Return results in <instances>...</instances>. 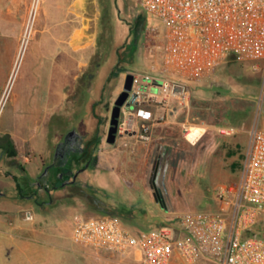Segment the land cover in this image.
Listing matches in <instances>:
<instances>
[{
  "label": "rangeland",
  "instance_id": "rangeland-1",
  "mask_svg": "<svg viewBox=\"0 0 264 264\" xmlns=\"http://www.w3.org/2000/svg\"><path fill=\"white\" fill-rule=\"evenodd\" d=\"M73 1L67 0V6ZM99 2L98 35L92 43L95 54L90 67L84 70L81 100L68 101V115L55 120L56 124L61 120L67 129L76 127L79 132L94 137L96 152L89 169L79 174L74 185L41 198L46 201L43 205L37 192L33 195L45 210H41V215L46 238L66 248L57 249L58 254L68 258L75 254L74 250L81 249L84 257L88 255L82 264H139L134 254H104L75 244L73 216L78 213L88 217L115 216L138 233L168 226L179 228L181 216L187 213H218L216 189L241 180L249 148V131L253 126L264 130V74L256 70L252 62L231 56L210 79L191 84L189 103L180 108L177 117L168 114L165 121L159 122L146 145L130 146L128 140L110 145L106 139L114 100L109 97L112 90L101 96L100 85L95 81L97 66L102 63V76L116 60L120 61L115 74L119 80L129 71L161 70L165 25L144 10L143 0ZM50 3V0H35L27 13H9L10 1H0V22H7L22 32L17 44L12 40L11 53H0V88L8 81L0 100V138L6 132L29 129L33 121L34 124L42 121L40 116L54 109L57 103L53 97L48 99L47 89L53 91L68 84L77 71L80 49L66 46L65 52L62 51V38L53 35L54 20L48 26L51 30H45L44 15L50 11ZM116 80L113 79L108 87L116 83L115 87L120 88ZM25 82L33 86V115L26 100L19 97ZM219 126L235 129L236 133L222 136L217 133ZM186 127H193L191 131L203 128L206 133L199 143L192 145L185 138ZM57 137L56 133L47 135L37 131L27 143L24 138L19 140L22 144H54ZM85 163L84 159L80 166L84 168ZM109 168L115 171L112 182L106 181L111 176ZM153 173H156L163 201L156 198L157 189L150 179ZM61 184L56 179L50 189ZM17 199L3 206L9 213L0 212V220L6 214L14 221L20 220L24 206L19 207ZM36 207L32 209L35 215ZM6 231L10 232L11 227ZM5 238L0 233V252ZM50 250L51 254L57 253ZM76 255L79 257V253ZM178 263L182 264L180 259ZM68 264L74 263L69 260ZM193 264L215 263L199 258Z\"/></svg>",
  "mask_w": 264,
  "mask_h": 264
},
{
  "label": "built area",
  "instance_id": "built-area-1",
  "mask_svg": "<svg viewBox=\"0 0 264 264\" xmlns=\"http://www.w3.org/2000/svg\"><path fill=\"white\" fill-rule=\"evenodd\" d=\"M145 11L165 25L163 65L159 71L134 70L130 99L123 109L118 137L130 136L139 119L140 142L154 127L190 101L191 84L210 79L229 57L252 62L264 74V0H143ZM127 73V74H128ZM130 112V113H129ZM187 141L193 127L184 128ZM218 133L228 135L226 128ZM242 178L219 186L218 213H187L178 229L161 227L135 233L111 215L72 219L73 242L99 253L134 254L139 264H264V130L253 126ZM28 221L33 216H26Z\"/></svg>",
  "mask_w": 264,
  "mask_h": 264
},
{
  "label": "crops",
  "instance_id": "crops-1",
  "mask_svg": "<svg viewBox=\"0 0 264 264\" xmlns=\"http://www.w3.org/2000/svg\"><path fill=\"white\" fill-rule=\"evenodd\" d=\"M9 1V13H27L29 6L31 5L30 8H32L35 2V0ZM50 2V11L45 12L44 15V24L46 26L45 30H51L48 26L50 22L54 20L53 35L62 38V51L65 52L67 48L66 46L74 49H80V56L77 60L78 65L75 76L68 81V84L64 83L62 87L54 89L53 91L52 89H47L48 99L53 97L55 101H57L54 109L46 111L43 116H40L43 118L42 121L36 122V124H34L33 121L30 124L29 129L6 132L0 138V206H2L0 212L9 213L7 211L8 209H3V206L5 207L10 204L15 197L18 198L17 203L19 207L24 206L23 212H19L21 213L20 220L14 221L12 218H8L7 214L4 215V218L2 217V220H0V233L6 236L2 242L0 264H68L69 260L74 264H77L78 262L79 264H82L83 261L85 262L84 258L88 256L85 255L84 257V251L81 249L79 252L74 250L75 254L68 258L61 253L58 254L57 249L65 250L66 248L61 246V243L46 238L41 215V210L44 209L37 204L36 197L33 195L37 192L39 196L38 200L43 205L46 201L41 198L46 195L50 196L53 192H57V190L53 191L51 189L39 190L35 186V183L39 180V177L43 173L45 167L52 162L53 148L56 144H22L19 140L20 138H24L23 140L27 143L34 138V134L37 131L50 135L55 130H58L60 124H56L55 120L56 118H65L68 115L67 102H77L81 100L84 70L90 67L92 57L95 54L92 48V43L94 38L98 35L97 23L100 6L99 0H74L69 7L67 6V0H50ZM21 33V31L17 30V27H12V25L7 22H0V39H4L0 40V42H2L0 44V53H11L13 49L12 40L15 39L17 44ZM67 36L68 40H66ZM117 54L119 55V51H117ZM117 63L118 61L116 60V62L110 67V70L102 76H100L102 63L97 66L98 70L95 81L98 85H100L101 93H99L101 96L104 93L108 77L116 67ZM125 77L126 74L120 78V80L119 77L117 78V84L119 86L120 82V88L116 85V87L112 89V92L109 95L110 98L112 97V100L115 101L118 95L122 92ZM196 84L197 83H194V85ZM7 85L8 81H5L1 85L0 100L7 90ZM19 97L23 101L26 100V106L28 108L30 107V113L33 115V86H30L27 82H25L20 89ZM99 98L102 97L99 96ZM17 105L19 106V104ZM132 111L134 110H131V112ZM179 112L180 108H177V110L174 109V113L171 115L173 117H177ZM139 123V119L134 118L132 123V134L130 136L120 137L117 139L116 144H118V141L120 140H128L127 143L130 144V146L138 144L146 145L144 142L138 141L135 136L139 132ZM216 128H226L229 131V134L226 136H232L236 133L235 129L229 127L219 126ZM83 135L88 136V134ZM220 135L225 136V134ZM7 137L10 138L11 144L9 141H5ZM2 141H5L6 143L1 144ZM108 172L111 176L106 178V181H114V168H109ZM56 179H58L56 176L50 177V186H52ZM27 202L28 204H26ZM34 206H37L36 215L32 210ZM47 206H51V204H48ZM28 214L33 216V220L28 221L26 219ZM8 227H11L10 232L6 231ZM50 249L56 250L57 253L51 254V252H49ZM76 253H79V257ZM107 260L111 261L112 259Z\"/></svg>",
  "mask_w": 264,
  "mask_h": 264
},
{
  "label": "flooded vegetation",
  "instance_id": "flooded-vegetation-1",
  "mask_svg": "<svg viewBox=\"0 0 264 264\" xmlns=\"http://www.w3.org/2000/svg\"><path fill=\"white\" fill-rule=\"evenodd\" d=\"M59 121L58 130L53 132L58 137L54 143L56 145L53 148L52 162L45 167L39 180L35 183L36 188L39 190L50 189L49 179L51 176H56L57 180L62 182L60 187L54 185L51 188L53 191L65 190L67 187L74 185L79 174L89 169L96 152L94 137L83 135L76 127L67 129L66 124L62 125L61 120ZM84 159L86 163L85 167L82 168L80 165Z\"/></svg>",
  "mask_w": 264,
  "mask_h": 264
},
{
  "label": "water",
  "instance_id": "water-1",
  "mask_svg": "<svg viewBox=\"0 0 264 264\" xmlns=\"http://www.w3.org/2000/svg\"><path fill=\"white\" fill-rule=\"evenodd\" d=\"M133 85V76L131 74H126L123 90L118 95V97L114 101L113 108L111 110L109 128L107 133V143L110 145H114L117 142L118 137V130H119V123L121 114L124 108L131 110L134 107L136 97H132L130 99V92L132 90ZM151 181L153 187L157 189L156 198L158 201H163V194L162 192L158 191L159 184L157 183V176L156 173L151 175Z\"/></svg>",
  "mask_w": 264,
  "mask_h": 264
},
{
  "label": "trees",
  "instance_id": "trees-1",
  "mask_svg": "<svg viewBox=\"0 0 264 264\" xmlns=\"http://www.w3.org/2000/svg\"><path fill=\"white\" fill-rule=\"evenodd\" d=\"M120 61H118V63H117V65H116V67L114 68V70L110 73V75H109V77H108V80H107V84H106V86H105V88H104V92H109L110 90H112L114 87H115V84L116 83H114V87H108L109 85H110V83L113 81V79H117L118 78V74L116 75V77H115V74H116V72H118V68L120 67ZM117 81V80H116ZM5 141L7 142V141H9L10 142V144H11V141H10V138L9 137H7L6 139H5ZM5 141H2V143L1 144H4V143H6ZM156 145H158L159 147L160 146H162L163 144H156ZM172 145H177V144H172ZM123 222V221H122ZM174 228V227H173ZM174 229H178L177 227L176 228H174ZM147 231V230H146Z\"/></svg>",
  "mask_w": 264,
  "mask_h": 264
},
{
  "label": "bare ground",
  "instance_id": "bare-ground-1",
  "mask_svg": "<svg viewBox=\"0 0 264 264\" xmlns=\"http://www.w3.org/2000/svg\"><path fill=\"white\" fill-rule=\"evenodd\" d=\"M200 130H202V129H198L197 128V130L191 131L189 133V135L187 136L188 139L191 140V141L196 140L202 134Z\"/></svg>",
  "mask_w": 264,
  "mask_h": 264
}]
</instances>
